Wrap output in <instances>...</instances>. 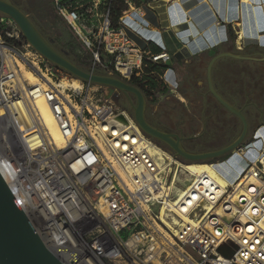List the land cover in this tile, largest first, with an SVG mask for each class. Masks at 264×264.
Returning a JSON list of instances; mask_svg holds the SVG:
<instances>
[{"label":"built area","instance_id":"2783aa9c","mask_svg":"<svg viewBox=\"0 0 264 264\" xmlns=\"http://www.w3.org/2000/svg\"><path fill=\"white\" fill-rule=\"evenodd\" d=\"M113 1L53 3L90 51V72L140 80L142 67L170 55L151 53L113 23ZM119 1L143 16L135 0ZM175 36L186 48L194 38L189 27ZM62 77L0 14V175L63 264H264V146L253 160L245 157L252 145L237 147L238 168L230 164L222 181L206 170L192 173L142 132L117 90L80 79L78 87L63 86L72 78Z\"/></svg>","mask_w":264,"mask_h":264},{"label":"rangeland","instance_id":"374dc122","mask_svg":"<svg viewBox=\"0 0 264 264\" xmlns=\"http://www.w3.org/2000/svg\"><path fill=\"white\" fill-rule=\"evenodd\" d=\"M17 3L21 9L34 21V23L43 31V33L51 38L56 47L58 49H62L67 52V55L70 60H72L78 67L82 68L85 71H90L92 69V58L90 51L84 46V44L79 40V38L72 32L66 21L60 17L57 13L56 7L53 3V0H12ZM136 3L142 2V0H135ZM114 3L117 7L122 8V14L125 12L127 7L121 3L119 0H114ZM166 3L163 0H159L155 3L158 7H156V13L158 14V18H162L164 5ZM125 9V10H124ZM148 11L150 10L147 8ZM111 20L112 22H118V18L111 11ZM165 25L166 23L160 22ZM160 28V25L158 26ZM214 29V28H213ZM217 32L220 35V31ZM223 37L217 40V45L214 47L212 52L209 49L203 50L201 54V61L204 62L203 69H193L191 68L190 60L189 62H185L180 57L172 58L170 56L169 60L166 62H159L160 73L153 71L150 72L156 81L155 88L144 91L145 98L147 101L148 107L153 111H157L162 115L164 121L167 125L180 129L186 134H201V133H210L213 134L215 131L222 130V128L218 125L219 123L214 120V117L210 116L207 119V109L210 105L209 98L202 97L201 93H199V87L201 85V80L196 81L197 79H202L205 72V66L209 63L210 59L216 54V52H230V53H238L242 57V54L245 49L250 47L258 46L256 42H248L242 37L240 38L236 33L235 29H228L226 27H222ZM216 32V28L213 30ZM241 36V35H240ZM141 43L142 40H139ZM198 46L199 42H196ZM209 46V45H208ZM196 47V46H195ZM189 48V45H188ZM255 51H257L255 49ZM184 55L189 53L184 51ZM264 54V52H263ZM254 57V61L249 62L241 61L238 59H225L224 68H226V75H223V82H219V87L225 92V94L231 98V94L234 91H238V89H242L244 87V92L246 94H250V100H253L257 103L258 108H260L261 114L259 118L262 122H257L256 119L250 118L251 128L250 135L247 139L241 144L243 146H247L250 144L253 145L247 149L246 159L253 160L256 155H258L260 147L262 143L259 139L255 138L256 130L259 126L264 127V61L260 59L261 56L259 53L251 55ZM243 58V57H242ZM199 69V70H198ZM145 67H142V72L140 73V85H145L147 80L143 78ZM197 70V71H196ZM199 71V75L197 79L194 78ZM99 73V72H98ZM250 74V77H249ZM253 76H255L253 78ZM73 78L71 75L63 72L62 78ZM218 79L219 77L216 76ZM250 78V82L253 81L255 85H248V79ZM187 82H192V86L196 87L195 89H189ZM188 86V87H187ZM250 88V89H249ZM146 88H144L145 90ZM187 89L188 91H185ZM235 89V90H234ZM178 90V91H177ZM256 91V92H253ZM181 92H184L189 96V101L184 99ZM252 94H255L256 97H252ZM207 96V95H206ZM259 115V114H258ZM259 119V120H260ZM223 120L226 122H233L234 119L229 113H223ZM190 121V122H189ZM186 125V127L184 126ZM223 131V130H222ZM224 138L220 142L217 147L213 148H205V149H195L192 151H208L221 148L229 142L230 138L235 136V131H223ZM235 150V149H234ZM234 150L221 157L219 159H213L209 161H186L187 164L190 163H215L219 162L220 166L224 169L230 171L232 168L225 163L227 161L229 164L233 165L235 169L238 168L236 164L238 159L234 153ZM250 150V153H249ZM256 151V152H255ZM223 160V161H221ZM237 160V161H236ZM221 161V162H220ZM186 175H181V178H186Z\"/></svg>","mask_w":264,"mask_h":264},{"label":"water","instance_id":"95a60500","mask_svg":"<svg viewBox=\"0 0 264 264\" xmlns=\"http://www.w3.org/2000/svg\"><path fill=\"white\" fill-rule=\"evenodd\" d=\"M0 14L11 18L21 30L26 41L37 50L45 59L54 64L63 72L85 82L108 87L109 93L113 90L131 94L135 98L133 118L138 127L151 138L166 144L174 155L191 161H209L224 157L237 147L246 138L247 122L242 112L226 102L214 90L210 71L213 63L221 57L242 59L238 53L221 52L213 56L207 65V80L210 92L231 113L241 121L242 127L237 137L227 145L208 151H190L184 149L179 138L166 133L148 124L143 111L146 98L143 92L118 77L85 71L78 67L65 54L54 48L51 40L41 33L34 21L12 0H0ZM0 264H63L41 240L28 217L21 209L6 183L0 175Z\"/></svg>","mask_w":264,"mask_h":264},{"label":"crops","instance_id":"0c3cea01","mask_svg":"<svg viewBox=\"0 0 264 264\" xmlns=\"http://www.w3.org/2000/svg\"><path fill=\"white\" fill-rule=\"evenodd\" d=\"M157 1L159 0H142L136 3L144 9L143 16L125 10L118 18V22L124 25L129 35L138 44L141 43L139 40H142L144 44L140 45L151 53V44L159 47V52L165 51L172 58L184 55L187 49L191 53H201L212 47L209 51L212 52L219 37L224 35L222 27L235 29L240 38L249 43L256 42L258 48H264V0H176L177 2L164 5L160 19L155 9L158 7L155 5ZM216 22L221 23V27H218L220 35ZM184 27H189L194 36L189 48L182 46L175 36V32ZM213 28H216V32ZM200 53L191 58L190 66L194 70L200 65L199 69H203L204 62L201 61ZM198 75L199 71L194 78L197 79Z\"/></svg>","mask_w":264,"mask_h":264},{"label":"flooded vegetation","instance_id":"af4514ba","mask_svg":"<svg viewBox=\"0 0 264 264\" xmlns=\"http://www.w3.org/2000/svg\"><path fill=\"white\" fill-rule=\"evenodd\" d=\"M38 29L41 31V33L43 35H45L39 27H38ZM46 37H48V36H46ZM48 39L51 40L52 46L54 48L58 49L56 47L54 41L49 37H48ZM58 50L63 52L65 54V56L68 57L67 52L63 51L62 49H58ZM256 50L257 51H255V48L250 49V47H248L247 49L244 50L243 53H239V54H242L243 58L238 59V60L249 62L248 65L250 66V61H254L253 60L254 57L251 55L259 53L261 56H263V57H260V59H262L264 61V54H263L264 48H258ZM219 53H221V51L216 52V54H219ZM225 59H235V58L221 57V58H218L213 63V65L211 67V71H210L211 83H212L214 90L218 93V95H220V97H222L226 102H228L230 105L234 106L236 109L240 110L242 112V114L244 115L246 122H247V126H248L247 134H246V138H245V140H246L247 137L250 135V128H251L250 118H253V119L255 118L257 122L259 121V123L262 122V120L259 118L262 111H260V108H258V105L255 101L250 100V94L249 93L246 94L244 92V87L241 90L238 89V91H234L231 94V98L228 97L225 94V92L219 87V82L221 83V85H223L222 84L223 75L224 74L226 75V73H227L226 68H224ZM207 65H208V63H207ZM207 65L205 66V72L202 74V75H204L202 77V79H197V81L201 80V85L199 87L200 88L199 93H201L203 91L204 93H201L202 97L203 98L205 97L206 100H207V98H209V101H210V105L208 106L206 117H207V119L210 116L214 117V120L219 123L218 125L222 128L223 131L226 130V131H235L236 132L235 136L230 138V140L228 142V143H230L232 140H234L237 137L238 133L241 130L242 124H241L240 119L235 114L231 113L228 109H226L214 97V95L210 92L209 86H208V80H207ZM216 76L219 78L217 79ZM249 77H250V74H249ZM254 77L255 76H253V78ZM187 83H188L187 85L189 86L190 90L196 88L195 86L193 87L191 85L192 82H187ZM250 84L252 86L255 85V83H253V81L250 82V78H249L248 79L249 87H250ZM185 91H188V90L185 89ZM253 92H256V91H253ZM181 94L184 97V99H187L189 101V96H187L186 93L181 92ZM256 96H255V94H252V97H256ZM118 103L121 105V107H123L125 110H127L133 116V106L135 105V98L133 95L118 91ZM224 112L229 113L232 116V118L234 119V121L231 123L229 121L228 122L224 121L223 120V113ZM143 115H144L146 122L148 124H150L151 126L158 128L159 130L164 131L166 133L177 136L179 138L180 145L186 150L192 151L195 149H205V148L217 147L225 136L222 130L215 131V133H213V134H210V133H208V134L197 133V134H190V135L186 134L183 131H181L180 129H176V128H173V127L167 125L161 114H159L157 111H154V110L152 111L148 107L147 101H146V104L144 107ZM184 126L186 127V125H184ZM152 139L156 143H158L160 146L170 150V148L166 144H164L163 142H161L157 139H154V138H152Z\"/></svg>","mask_w":264,"mask_h":264},{"label":"bare ground","instance_id":"6f19581e","mask_svg":"<svg viewBox=\"0 0 264 264\" xmlns=\"http://www.w3.org/2000/svg\"><path fill=\"white\" fill-rule=\"evenodd\" d=\"M177 2V1H175ZM25 76L29 79L30 83H34L37 81V78L34 74H32L29 71L25 72ZM62 84L63 86H67L68 84L73 85L75 87H78V80L77 79H71V80H66L63 79L62 80ZM38 107L40 109V112L43 116V119L45 121V124L52 136V138L54 139V141L58 144L61 145L62 143V138L57 130L55 121L53 120L49 109L47 108V106L42 102V101H38L37 102ZM255 137L259 138V140L262 142V146H264V127H260L256 130L255 133ZM253 146V145H252ZM254 147V146H253ZM256 152V151H255ZM250 153V150H249ZM257 156V155H256ZM263 161H264V156H262ZM223 161V160H222ZM221 162V161H220ZM226 164H228L231 168L232 166L225 161ZM187 170L191 171L192 173L198 172V171H202V170H206L209 171L210 173H212L214 176H216L217 178H219L221 181L223 180L222 178L229 172L227 170H222L224 168H222L220 166L219 162H215V163H206V162H201V163H190L187 164Z\"/></svg>","mask_w":264,"mask_h":264},{"label":"trees","instance_id":"16d2710c","mask_svg":"<svg viewBox=\"0 0 264 264\" xmlns=\"http://www.w3.org/2000/svg\"><path fill=\"white\" fill-rule=\"evenodd\" d=\"M144 1L148 2V1H152V0H144ZM111 11L115 15L116 18H119L122 15V8L121 7H117L115 5L114 1L110 4V14H111ZM113 23H115V22H113ZM150 48H151L153 53H157V52L160 51V48L155 46V45H153V44L150 45ZM252 48L257 49L256 47H252ZM153 71H155V72H157L159 74L160 73V66L158 64H149V66L145 67V70H144V73H143L144 74L143 78L147 80V83H145V85H143V84L140 85L141 81L138 80V78L134 77V76L130 79L129 83H131L132 85H134L137 88H139L143 92V94L145 96V92L144 91L151 90V89L155 88V85H156V81L154 80V77L151 74H149L150 72H153ZM144 88H146V89L144 90Z\"/></svg>","mask_w":264,"mask_h":264}]
</instances>
